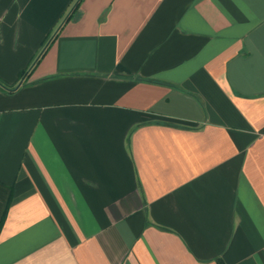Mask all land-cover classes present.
<instances>
[{
  "label": "crops",
  "instance_id": "crops-1",
  "mask_svg": "<svg viewBox=\"0 0 264 264\" xmlns=\"http://www.w3.org/2000/svg\"><path fill=\"white\" fill-rule=\"evenodd\" d=\"M75 1L0 0V264H264V0Z\"/></svg>",
  "mask_w": 264,
  "mask_h": 264
},
{
  "label": "trees",
  "instance_id": "trees-1",
  "mask_svg": "<svg viewBox=\"0 0 264 264\" xmlns=\"http://www.w3.org/2000/svg\"><path fill=\"white\" fill-rule=\"evenodd\" d=\"M80 1H81V0H76V1L74 2V4H73V7H74V8L77 7V5L79 4ZM73 7H72V8H73ZM69 17H70V14L68 13L67 15L64 16V18H63V20H62V23H63L64 21L68 20ZM55 35H56V34H53V35L50 37V41H51V39H53V38L55 37ZM45 47H46V46H45ZM45 47L40 51V54H39V55H41V54L44 52ZM36 59H37V58H36ZM36 61H37V60H36ZM36 61H35V62H36ZM33 64H34V63H33ZM33 64H32V66H33ZM8 204H9V202H8V203L6 204V206L4 207V211H3L2 215H1V218H0V225L2 224V221H3V219H4V215H5L6 209H7V207H8Z\"/></svg>",
  "mask_w": 264,
  "mask_h": 264
}]
</instances>
